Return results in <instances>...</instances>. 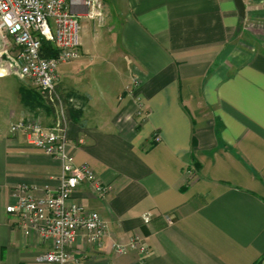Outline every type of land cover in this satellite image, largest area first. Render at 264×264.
Segmentation results:
<instances>
[{"label":"crops","instance_id":"1","mask_svg":"<svg viewBox=\"0 0 264 264\" xmlns=\"http://www.w3.org/2000/svg\"><path fill=\"white\" fill-rule=\"evenodd\" d=\"M244 2L243 18L233 0H108L103 32L82 22L96 34L58 89L76 163L110 191L73 195L109 229L94 253L78 238L81 264H264V0ZM11 88L0 83V264H41L51 244L6 208L57 190L61 163L10 126L55 117L27 83ZM134 235L147 253L113 250Z\"/></svg>","mask_w":264,"mask_h":264},{"label":"built area","instance_id":"2","mask_svg":"<svg viewBox=\"0 0 264 264\" xmlns=\"http://www.w3.org/2000/svg\"><path fill=\"white\" fill-rule=\"evenodd\" d=\"M107 20L105 0H0V78L16 75L30 81L41 93L50 94L55 105L56 117L51 126L32 117L10 126L12 135L23 136L31 148L61 163L57 190L44 196L21 192L17 201L6 208L7 213L20 218L25 236L36 232L51 244L50 250L38 257L41 264H81L83 258L71 252L78 238L83 235L89 251L94 253L104 248L108 236V225L101 214L73 199L84 184L98 196L106 195L110 188L99 181L90 165L76 163L67 136L69 103L58 89L59 66L81 56L82 22L100 28ZM44 43L51 44L54 56L46 54ZM138 108L139 120L145 122L148 109L142 101ZM143 218L149 223L152 215L147 213ZM112 248L117 254L148 252L140 235L126 243L116 242Z\"/></svg>","mask_w":264,"mask_h":264},{"label":"rangeland","instance_id":"3","mask_svg":"<svg viewBox=\"0 0 264 264\" xmlns=\"http://www.w3.org/2000/svg\"><path fill=\"white\" fill-rule=\"evenodd\" d=\"M107 1L108 0H105V2L107 3ZM111 0H109V2H110ZM118 1V0H117ZM83 25H84V23H82V27H83ZM89 29H91V32H90V30H89V32H90V35L89 34H87L86 32H85V30L86 29H83L82 28V32H81V37L82 38H84V36H85V38H87V37H90L91 38V40L93 39V37H94V35L96 34V32H94V29H93V27H92V25H91V27H89ZM98 33L99 32H103V30H102V28L100 29V28H98V31H97ZM88 41V40H87ZM86 41V42H87ZM89 44V43H88ZM92 44V43H91ZM66 70H68V66H66L65 64H62V65H60L59 66V68H58V72H59V75L62 73H64ZM0 83H5V84H8V85H10L12 88H11V92H14V89H15V91H17V88H19V87H22L24 84H26L27 83V87H28V100L29 99H31L32 97H31V95L33 96V98L35 99V101L37 102V103H42L44 106H46L47 108H49V109H51V107H50V105H48V102L46 101V100H44V98H42L41 97V92H40V90L32 83V82H30V81H22L18 76H16V75H10V76H8V77H6V78H4V79H0ZM29 93H32V94H30L29 95ZM36 94H38L40 97H41V99L40 100H37L36 99ZM36 103V104H37ZM33 117V116H32ZM33 118H35V119H37V120H41L39 117H33Z\"/></svg>","mask_w":264,"mask_h":264},{"label":"trees","instance_id":"4","mask_svg":"<svg viewBox=\"0 0 264 264\" xmlns=\"http://www.w3.org/2000/svg\"><path fill=\"white\" fill-rule=\"evenodd\" d=\"M44 50H45V52H46V54L48 55V56H54L55 55V50L53 49V47L51 46V44H49V43H44ZM63 94V93H62ZM41 95V97L42 98H44V100H46L47 102H48V105H50V107H51V110H52V112H53V115H54V117H56V113H55V105H54V103H53V98H52V96L50 95V94H46V93H41L40 94ZM64 95V94H63ZM65 96V95H64ZM36 99L37 100H40L41 99V97L38 95V94H36ZM66 97V96H65ZM67 98V101H68V103H70L69 102V98L68 97H66ZM69 104H68V107H67V118H68V120L70 121V116H69Z\"/></svg>","mask_w":264,"mask_h":264},{"label":"water","instance_id":"5","mask_svg":"<svg viewBox=\"0 0 264 264\" xmlns=\"http://www.w3.org/2000/svg\"><path fill=\"white\" fill-rule=\"evenodd\" d=\"M235 3V6L240 14L241 17H245L246 14V5L244 0H233Z\"/></svg>","mask_w":264,"mask_h":264}]
</instances>
